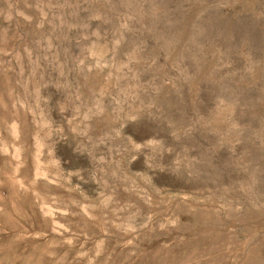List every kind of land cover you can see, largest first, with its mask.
<instances>
[{"label": "rangeland", "instance_id": "rangeland-1", "mask_svg": "<svg viewBox=\"0 0 264 264\" xmlns=\"http://www.w3.org/2000/svg\"><path fill=\"white\" fill-rule=\"evenodd\" d=\"M0 264H264V0H0Z\"/></svg>", "mask_w": 264, "mask_h": 264}]
</instances>
